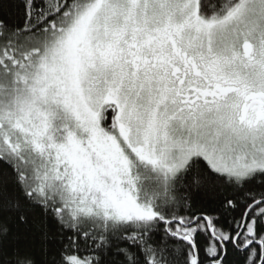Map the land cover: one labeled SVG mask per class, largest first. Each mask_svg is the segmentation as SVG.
I'll use <instances>...</instances> for the list:
<instances>
[{"label":"rangeland","instance_id":"rangeland-1","mask_svg":"<svg viewBox=\"0 0 264 264\" xmlns=\"http://www.w3.org/2000/svg\"><path fill=\"white\" fill-rule=\"evenodd\" d=\"M199 5L93 0L42 55L31 45L3 51L0 149L32 157L27 162L37 165L41 185L75 208L140 223L153 219L152 195L195 157L237 179L264 171V128L239 127L236 99L195 104L199 98L181 87L120 62L126 36L149 51L172 30L187 53L207 60L215 85L237 88L252 79L251 89L264 95V0H241L210 19ZM256 55L258 71L246 80L245 63ZM108 108L114 133L102 126Z\"/></svg>","mask_w":264,"mask_h":264},{"label":"trees","instance_id":"trees-1","mask_svg":"<svg viewBox=\"0 0 264 264\" xmlns=\"http://www.w3.org/2000/svg\"><path fill=\"white\" fill-rule=\"evenodd\" d=\"M91 1L0 0V56L16 44L42 55ZM240 1L199 0V14L221 18ZM111 114L102 126L114 133ZM27 158L0 149V264H193L187 239L198 264H262L264 204L245 216L264 200V171L237 179L195 157L152 195L153 219L140 223L75 208L41 185Z\"/></svg>","mask_w":264,"mask_h":264},{"label":"flooded vegetation","instance_id":"flooded-vegetation-1","mask_svg":"<svg viewBox=\"0 0 264 264\" xmlns=\"http://www.w3.org/2000/svg\"><path fill=\"white\" fill-rule=\"evenodd\" d=\"M166 38L152 40L150 46L153 50L147 51L132 37L126 36L121 44L120 62L134 73L137 70L143 75L156 78L159 76L168 85L181 87V90H186L191 96L193 94L192 98H199L195 104L229 105L236 99L234 120L239 127L247 130L264 128V95L251 89L252 79H250V83H248L249 81L246 84L241 82L236 86L237 88L226 83L215 85L216 81L211 75L212 69H210V65H206L207 60L202 58V55L193 58V54L187 53L182 48L178 41V35L172 30ZM258 58L256 55L255 59L245 63L246 67L243 69L245 79H249L258 71ZM205 88L209 90V95L198 94L199 90ZM182 96L180 99L184 100L185 96Z\"/></svg>","mask_w":264,"mask_h":264},{"label":"water","instance_id":"water-1","mask_svg":"<svg viewBox=\"0 0 264 264\" xmlns=\"http://www.w3.org/2000/svg\"><path fill=\"white\" fill-rule=\"evenodd\" d=\"M262 204H264V200H262L261 202H258V203H255V204L251 205V207L249 208V210H248V212H247V214H246V216H245V222H246V218L249 216V214L251 213V211H253L256 207L261 206ZM205 220H206V221L208 222V224H209L210 232L212 233L213 236H215L214 229L211 228V222H210L209 220H207V219H205ZM244 225H245V224H244ZM244 225H243V227H242V229H241V234L244 232V231H243V230H244ZM241 234L237 237V239H236V241H235L236 243H237V240L240 238ZM187 240H188L189 244H191V245L194 247V250H195L196 258H195L193 264H198V261H199V254H197V250H196V248H195V245L192 243L191 240H189V239H187ZM251 245H252V244H249V245L247 246L246 249H249V248L251 247ZM260 245H262V244H260ZM262 264H264V257H263V259H262Z\"/></svg>","mask_w":264,"mask_h":264}]
</instances>
